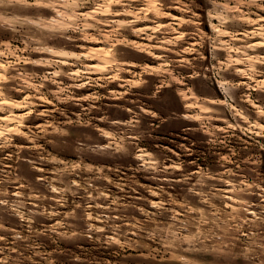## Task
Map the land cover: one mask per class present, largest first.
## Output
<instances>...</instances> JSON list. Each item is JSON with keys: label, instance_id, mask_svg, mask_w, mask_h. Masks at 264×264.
Wrapping results in <instances>:
<instances>
[{"label": "rangeland", "instance_id": "1", "mask_svg": "<svg viewBox=\"0 0 264 264\" xmlns=\"http://www.w3.org/2000/svg\"><path fill=\"white\" fill-rule=\"evenodd\" d=\"M0 264H264V0H0Z\"/></svg>", "mask_w": 264, "mask_h": 264}]
</instances>
